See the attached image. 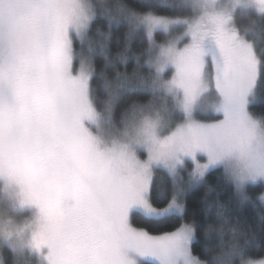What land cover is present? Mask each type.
I'll return each mask as SVG.
<instances>
[{
    "label": "snow or ice",
    "instance_id": "snow-or-ice-1",
    "mask_svg": "<svg viewBox=\"0 0 264 264\" xmlns=\"http://www.w3.org/2000/svg\"><path fill=\"white\" fill-rule=\"evenodd\" d=\"M238 6L264 19V0H188L182 7L193 15L182 20L123 13L129 36L141 28L168 38L151 42L147 76L117 70L113 85L102 73L99 107L93 55L104 54L105 68L114 61L103 39H90L82 10L70 0H0V183L40 211L30 240L36 264H205L192 252L194 222H181L186 188L217 169L241 202L249 186H264V116L249 108L264 99V43L237 31ZM137 89L150 99L132 100L118 128L115 102ZM161 93L175 123L163 137L159 115H146ZM237 157L245 164L230 176L226 162ZM158 171L171 191L156 183ZM137 218L178 226L150 234ZM246 254L234 243L228 264H264Z\"/></svg>",
    "mask_w": 264,
    "mask_h": 264
},
{
    "label": "trees",
    "instance_id": "trees-1",
    "mask_svg": "<svg viewBox=\"0 0 264 264\" xmlns=\"http://www.w3.org/2000/svg\"><path fill=\"white\" fill-rule=\"evenodd\" d=\"M112 2L118 4L119 9L114 11L111 18L98 14L91 22L89 33L93 42L104 40L107 55L114 61L113 65L105 68L104 54L97 50L93 55L96 72L93 84L99 107L103 106L107 95L102 73H106L113 85L115 80L112 78L117 70L120 73L126 72L133 80L136 76H147V50L151 42L161 43L168 38L166 34L160 32L149 35L146 29L141 28L135 29L129 36V21L123 13H151L171 19L190 17L193 14L187 7H182L188 3V0H112ZM233 21L241 32H249V38L255 40L258 46L264 43V35H262L264 19L258 13L238 6ZM98 30L103 36L98 35ZM79 47L78 44V50ZM84 48L87 51V42ZM125 49L126 63L117 62L118 54ZM148 99L150 97L143 89L124 91L114 105L117 125L120 124L121 113L132 100ZM157 100H164L166 106H171V101L166 100L163 93L155 101ZM249 108L253 116H264V99L257 96ZM155 181L168 191L172 190L171 181L163 172L155 173ZM247 191L250 199L241 202L235 194L234 187L225 181L222 171L217 169L209 172L201 183L184 195L185 209L181 222H194L195 243L192 245V252L205 264H214L217 255L222 252L227 253L234 243L245 246L247 253L245 259L264 258V202L261 199L264 186L259 184L249 186ZM5 195L10 199L11 194L7 189ZM136 226L147 229L150 234H163L164 231L174 230L178 224L176 220L156 224L146 223L141 218H137ZM15 260L14 250L5 246L3 264H14Z\"/></svg>",
    "mask_w": 264,
    "mask_h": 264
},
{
    "label": "clouds",
    "instance_id": "clouds-1",
    "mask_svg": "<svg viewBox=\"0 0 264 264\" xmlns=\"http://www.w3.org/2000/svg\"><path fill=\"white\" fill-rule=\"evenodd\" d=\"M73 6H78L84 16L87 18V24H90L98 14H103L111 18L114 11L119 9V5L112 2V0H70ZM255 146V145H254ZM245 164L243 158L237 157L226 162V170L229 175ZM15 192L13 188L0 183V245H8L9 248L18 254V258L14 264H30V257L33 255V249L30 244L33 233L42 223L40 211L31 220H23L16 222L11 215L17 209H23L25 206H32L21 203V198L17 194L15 204L7 201L5 190ZM264 202V200H262ZM2 264V259H0ZM214 264H228L227 253H219L214 261Z\"/></svg>",
    "mask_w": 264,
    "mask_h": 264
},
{
    "label": "rangeland",
    "instance_id": "rangeland-1",
    "mask_svg": "<svg viewBox=\"0 0 264 264\" xmlns=\"http://www.w3.org/2000/svg\"><path fill=\"white\" fill-rule=\"evenodd\" d=\"M140 15H143V14H140ZM192 15L190 17H180V18H173V19H181V20L182 19H189L192 17ZM169 19H171V18H169ZM233 24H234V21H233ZM169 30L172 32L173 35H178V34L182 33L183 28L180 25L173 24L170 26ZM237 31L240 32L241 34H243V32H241L238 28H237ZM183 44H184V41H181L180 46L183 47ZM210 100H211V97H205L204 100L201 101V103L202 104L208 103V102H210ZM253 100L254 99L250 100V104L253 102ZM170 109H171V106H169V107L166 106V103L164 102V100H157L154 102V110H151V111L146 113V115L148 117H150L151 119H155L157 114L159 115L160 126L157 129V132H158V135L161 137L169 135L171 133V131H173L175 128V123L171 122V120H170V117H171ZM257 117H261V116H257ZM117 127L119 128L120 124H118ZM261 130H262V132H264V124L261 125ZM117 135H119V133H117ZM140 154L142 155L143 153L141 152ZM181 176L183 177V181H184L185 185H187V182L189 179L188 171L181 173ZM202 181H196L193 183V185L191 187H187L184 195L187 192H189L190 190H192L195 186H197ZM9 193L11 194V197H10V199H7V201H10L14 205L15 200L17 198V193L12 192V191H9ZM183 199H184V197H183ZM182 202H183V200H182ZM37 212H38V209L35 206H25V208H23V209H17L15 212L11 213V215L13 216V218L16 222H20V221H23L25 219L31 220L37 214ZM5 246H8V245H6V244L0 245V259H2V264H3V249ZM15 258L16 259L18 258V254H16V253H15ZM30 260H31L32 264H36V257L34 255H32L30 257ZM254 261H256V262L264 261V258L259 259V260H254Z\"/></svg>",
    "mask_w": 264,
    "mask_h": 264
}]
</instances>
